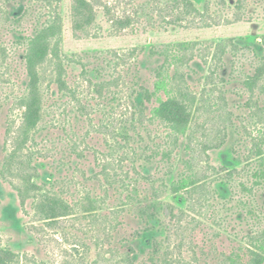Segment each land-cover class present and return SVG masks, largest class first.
I'll list each match as a JSON object with an SVG mask.
<instances>
[{"label": "rangeland", "instance_id": "rangeland-1", "mask_svg": "<svg viewBox=\"0 0 264 264\" xmlns=\"http://www.w3.org/2000/svg\"><path fill=\"white\" fill-rule=\"evenodd\" d=\"M167 1L92 0L96 22L80 31L76 0H0V247L9 264H155L156 249L162 264L168 247L171 264L197 263L194 252L207 255L198 264H246L264 237V71L250 84L264 63V0H197L211 18L182 26L162 21ZM127 15L125 28L114 24ZM53 17L62 29L51 50L65 56L68 88L51 56L37 60L42 111L30 126L27 42ZM141 86L156 95L126 139ZM164 99L187 105L180 127L173 105L157 109ZM181 181L187 190L176 195ZM157 196L187 210L165 242L167 232L151 236L139 217Z\"/></svg>", "mask_w": 264, "mask_h": 264}, {"label": "trees", "instance_id": "trees-1", "mask_svg": "<svg viewBox=\"0 0 264 264\" xmlns=\"http://www.w3.org/2000/svg\"><path fill=\"white\" fill-rule=\"evenodd\" d=\"M54 0H45V7H50L53 4ZM200 1V0H199ZM160 2V1H159ZM156 3V2H155ZM155 3L146 2L145 4L150 6V4L155 5ZM198 2L197 0H168L165 4V6L162 8V12L165 11L166 14H168L170 17L164 16L162 21L167 22L168 26H182L184 23L189 22L190 25L196 21V19L200 18V21L205 22L208 21L207 18H211L209 14L207 13L206 8L204 11L200 10L197 6ZM143 8V14L148 17V14L145 12L146 7ZM74 25L75 28L80 31H86L90 28L93 23L96 22L97 19V13L94 8V3L92 0H76L75 6H74ZM114 21V20H113ZM132 21V16L127 15L125 18H118L114 24H119L118 26H121L122 28H125V26L129 25ZM207 26L209 24L204 23V26ZM62 29V23L61 19L59 20V17H53L49 21H46L44 24L40 26V29L37 32V36L30 38L27 42V52H26V59L28 61V67H29V86H28V92H26V95L24 96L23 102H27L30 100L28 105V109L26 111V116L29 121V125H34L36 122L41 118V111H42V95L43 92L41 91V76L38 70V67L36 68L37 60H44L45 57L51 56L50 61L55 65V76L56 80L62 88H68L67 82L64 79V75L66 74V67H65V60L64 55L60 53V51L51 50V38L56 37L60 34ZM233 42V41H229ZM221 47H225V45L221 44ZM225 49V48H223ZM136 51V50H134ZM134 51L131 52V56L134 53ZM119 56L120 54H117ZM85 65V64H84ZM258 71L254 76L251 77L253 81H251L250 84H254L257 82V80L263 75L262 71H264V63L260 65L258 68ZM87 72V69L85 70ZM120 80V78H119ZM252 87V86H251ZM161 87L157 86V89ZM135 98L132 100V113L133 118H135V122H133L131 125L124 126L125 129V137L126 139L131 138L130 131L131 130H137L139 125H144V119H148V109L150 108L148 103H151L153 101V97L156 95V93L151 92L149 88L145 86H141L138 89H134ZM254 93V92H252ZM189 95V92H187V96ZM189 97V96H188ZM161 107L157 108L158 110H168L170 105H173L175 114L178 116L176 118L170 119L172 120V124H175L174 127H180V125L185 122V114L187 112V105L183 102L182 104H178L176 99H164L161 101ZM138 114V117H136ZM139 124V125H138ZM107 173V171H106ZM112 175H109V173L106 176V179L109 183H111V180L109 177ZM186 189V185L181 182L178 183L177 187L174 190L177 195L179 192V189ZM137 190V189H136ZM157 192V191H155ZM135 193H132L130 199H133ZM137 194H141L138 193ZM157 194V193H156ZM176 204L180 205L183 203H186V199L182 196H175ZM39 202H37L35 205L38 208L41 217L46 214L43 210H40L42 207V204L44 200L42 198L38 199ZM140 218L141 220L145 221L146 223V231H149L151 236L155 237L156 233H158L160 230H163L162 233L167 232V236L164 239L165 241H169L170 237L168 236V231L170 228V224L172 221H176L177 223H181L183 220V217L187 213V210L183 208H176V205L172 203L171 201H162L159 196H157L153 202L148 206L144 207V209L140 208ZM178 211V212H176ZM162 239H155V244H162ZM254 243V242H253ZM256 250H251L250 258H248V261L246 264H264V237L258 240V243H254ZM169 246V245H168ZM167 246V247H168ZM258 249H261L263 253H259L257 251ZM160 249H156L153 254L159 256ZM195 262H189L188 264H198L202 259H206L207 255H203L201 258H197V252H194ZM11 256V251H7L0 247V264H9L8 258ZM155 256H152L151 260L153 263L155 262ZM162 257V264H171L170 263V256H169V247L164 250L161 253ZM12 262V260H10ZM172 262V261H171ZM95 264H98L97 262H94Z\"/></svg>", "mask_w": 264, "mask_h": 264}]
</instances>
